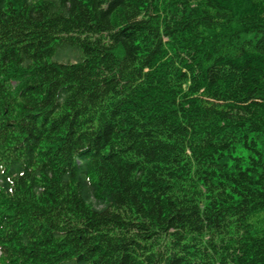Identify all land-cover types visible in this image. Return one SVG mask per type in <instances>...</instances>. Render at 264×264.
Here are the masks:
<instances>
[{"label":"trees","instance_id":"trees-1","mask_svg":"<svg viewBox=\"0 0 264 264\" xmlns=\"http://www.w3.org/2000/svg\"><path fill=\"white\" fill-rule=\"evenodd\" d=\"M0 264H264V0H0Z\"/></svg>","mask_w":264,"mask_h":264}]
</instances>
